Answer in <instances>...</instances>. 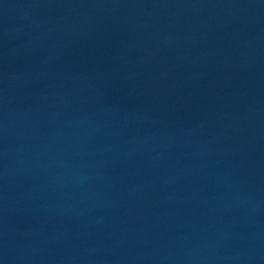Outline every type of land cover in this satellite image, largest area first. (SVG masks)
Masks as SVG:
<instances>
[{
  "label": "water",
  "instance_id": "water-1",
  "mask_svg": "<svg viewBox=\"0 0 264 264\" xmlns=\"http://www.w3.org/2000/svg\"><path fill=\"white\" fill-rule=\"evenodd\" d=\"M0 264H264V0H0Z\"/></svg>",
  "mask_w": 264,
  "mask_h": 264
}]
</instances>
